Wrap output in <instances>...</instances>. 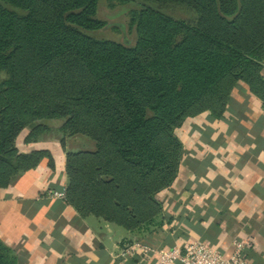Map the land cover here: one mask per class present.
<instances>
[{"label": "trees", "instance_id": "trees-1", "mask_svg": "<svg viewBox=\"0 0 264 264\" xmlns=\"http://www.w3.org/2000/svg\"><path fill=\"white\" fill-rule=\"evenodd\" d=\"M128 10L133 45L98 39L99 0H0V188L45 151L25 142L61 120L64 200L135 239L159 229V194L177 178L189 118L222 117L245 83L264 106V0H108ZM170 219L168 220V222ZM125 244V241H123ZM0 264H17L0 240Z\"/></svg>", "mask_w": 264, "mask_h": 264}, {"label": "crops", "instance_id": "crops-1", "mask_svg": "<svg viewBox=\"0 0 264 264\" xmlns=\"http://www.w3.org/2000/svg\"><path fill=\"white\" fill-rule=\"evenodd\" d=\"M261 74L264 78V66ZM176 135L183 157L176 180L159 194L164 223L139 240L155 250L199 240L226 256L234 240H243L247 264H264L261 100L239 83L222 117L189 118ZM24 136L16 143L20 152L46 153L0 188V240L17 264H157L155 253L122 256L123 241L134 236L101 218L81 216L64 198L49 195L65 191L66 154L79 150L78 141L41 134L25 142Z\"/></svg>", "mask_w": 264, "mask_h": 264}, {"label": "built area", "instance_id": "built-area-1", "mask_svg": "<svg viewBox=\"0 0 264 264\" xmlns=\"http://www.w3.org/2000/svg\"><path fill=\"white\" fill-rule=\"evenodd\" d=\"M49 195L55 198H64V191L52 190ZM232 246V252L226 256L221 250L199 240L188 242L183 246L158 250L136 240L125 243L121 255L124 257L135 255L146 257L151 253H155L157 264H247L245 257L246 243L243 240H234Z\"/></svg>", "mask_w": 264, "mask_h": 264}, {"label": "rangeland", "instance_id": "rangeland-1", "mask_svg": "<svg viewBox=\"0 0 264 264\" xmlns=\"http://www.w3.org/2000/svg\"><path fill=\"white\" fill-rule=\"evenodd\" d=\"M137 7V4L130 3L127 5H115L113 7L109 6L108 0H99L98 10H97V17L105 20L106 26L104 29L100 31L91 32L90 35L92 37L98 39H108L113 40L121 43H126L128 45H133L136 40V33L134 28H130L128 24V10L131 8ZM6 77V73L0 71V81ZM49 124H53L48 126ZM61 120H47L43 121L50 130L46 131L45 135H54V136H62L61 132L58 130L61 125ZM26 130H23L20 134L19 138H23L25 135ZM26 136V135H25ZM24 136V137H25ZM74 138V137H72ZM81 137L77 136L73 141L76 140L80 142ZM68 139H70L68 137Z\"/></svg>", "mask_w": 264, "mask_h": 264}]
</instances>
